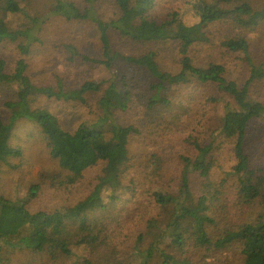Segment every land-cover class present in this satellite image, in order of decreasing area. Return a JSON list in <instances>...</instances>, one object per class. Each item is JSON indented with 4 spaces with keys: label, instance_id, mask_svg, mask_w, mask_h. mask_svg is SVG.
<instances>
[{
    "label": "trees",
    "instance_id": "16d2710c",
    "mask_svg": "<svg viewBox=\"0 0 264 264\" xmlns=\"http://www.w3.org/2000/svg\"><path fill=\"white\" fill-rule=\"evenodd\" d=\"M18 124L48 154L0 195V264H264V0H0V171Z\"/></svg>",
    "mask_w": 264,
    "mask_h": 264
},
{
    "label": "rangeland",
    "instance_id": "374dc122",
    "mask_svg": "<svg viewBox=\"0 0 264 264\" xmlns=\"http://www.w3.org/2000/svg\"><path fill=\"white\" fill-rule=\"evenodd\" d=\"M45 25L47 23H50L53 21L52 18H50V15L46 14L45 17ZM55 27H57L60 31H66L71 34H80L85 42L87 43H93L92 42L95 38V32L91 31L92 22H87L86 24H82L81 26L76 25H68L63 26L60 23H55ZM91 27V28H90ZM114 42L116 45V50H118L123 55H129L134 52L133 47H131L129 44H127L126 41H122L121 39L114 37ZM121 41V42H119ZM54 46L49 45L47 47V52H45L44 56V62H52L55 69H59L63 66L62 64V57L58 54L57 51H55ZM87 49L90 48V44L85 45ZM95 46V45H94ZM114 71L118 74H125L129 73V71L132 69L131 66L127 65H121L116 64L114 66ZM182 65L181 64H170V71L174 75H177L181 72ZM35 73L40 74L42 76L47 75V73L40 71V70H34ZM102 70L96 68L95 66L89 68L87 70V77H95L98 78L100 75H102ZM223 78L226 79H232L233 71L230 68H227V70H222L220 74ZM53 111H57L54 107H51ZM62 119L60 120L61 126L66 128H75L77 125L86 117V112L80 111L78 113H69L62 114ZM13 132V139L14 144L21 147L23 150V160H17L13 161L11 164L14 166L21 165L22 168L18 170L14 169H6L2 168L0 171V195L2 196H11L13 192H15L18 188V184L21 185V189H24V183L29 178V173L32 167L37 168L42 161L47 157L48 152L45 153L44 151V145L41 143L40 138L37 137L35 132L36 129L27 124H18L15 126ZM43 129V128H42ZM251 140L250 145L253 150V157L254 161L264 162V128H256L255 131H251ZM14 145V146H15ZM200 148H203V146H200ZM134 149L133 151H135ZM4 166V165H3ZM15 167V168H16ZM49 196L42 195V197L36 202V210H40L41 208H47L46 204L49 202ZM31 229L28 228L24 232H30ZM26 255H21L19 258H16L15 263L21 264L25 262Z\"/></svg>",
    "mask_w": 264,
    "mask_h": 264
}]
</instances>
